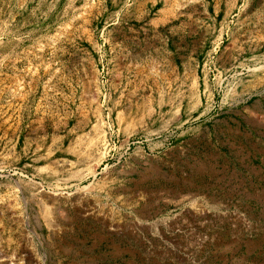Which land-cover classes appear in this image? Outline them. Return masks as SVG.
<instances>
[{"label": "rangeland", "instance_id": "1", "mask_svg": "<svg viewBox=\"0 0 264 264\" xmlns=\"http://www.w3.org/2000/svg\"><path fill=\"white\" fill-rule=\"evenodd\" d=\"M0 264H264V0H0Z\"/></svg>", "mask_w": 264, "mask_h": 264}]
</instances>
